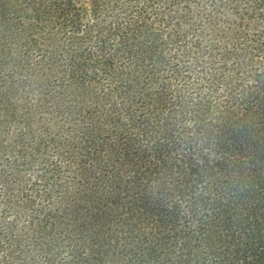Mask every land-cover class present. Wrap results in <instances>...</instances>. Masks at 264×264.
<instances>
[{
	"label": "trees",
	"instance_id": "16d2710c",
	"mask_svg": "<svg viewBox=\"0 0 264 264\" xmlns=\"http://www.w3.org/2000/svg\"><path fill=\"white\" fill-rule=\"evenodd\" d=\"M0 264H264V0H0Z\"/></svg>",
	"mask_w": 264,
	"mask_h": 264
}]
</instances>
